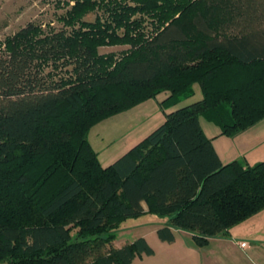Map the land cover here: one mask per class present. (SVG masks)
Here are the masks:
<instances>
[{"label": "trees", "instance_id": "16d2710c", "mask_svg": "<svg viewBox=\"0 0 264 264\" xmlns=\"http://www.w3.org/2000/svg\"><path fill=\"white\" fill-rule=\"evenodd\" d=\"M139 1L153 4L143 9L159 24L137 32L141 41L133 28L109 34L131 45L115 65L99 62L91 33L40 37L37 23L0 53V264H131L154 249L144 237L115 247L127 218H167L162 241L179 229L204 246L264 210V160L223 163L200 121L234 136L264 120V0ZM92 3L77 0L68 16ZM134 10L107 11L128 29ZM43 58H65L75 74L51 79ZM194 84L201 99L101 164L88 138L95 124L164 91L162 107L177 105Z\"/></svg>", "mask_w": 264, "mask_h": 264}, {"label": "rangeland", "instance_id": "374dc122", "mask_svg": "<svg viewBox=\"0 0 264 264\" xmlns=\"http://www.w3.org/2000/svg\"><path fill=\"white\" fill-rule=\"evenodd\" d=\"M77 0H0V53L10 51L14 40L20 30L29 23L40 24L33 35L44 37L54 32L65 29L75 35L91 33L88 35L89 42L96 47L99 62L106 66L114 65L124 55L130 52L129 39L118 42L112 41L110 35L123 37L129 29L132 39L141 41L139 33L150 36L157 24L158 17L155 10H144L153 4L139 0H93L91 9L81 17L68 16L69 11L75 6ZM162 6V2H156ZM124 6L137 9L132 12L128 22L133 27L126 29L125 24H117L116 18L110 16L108 8L121 11ZM163 9V8H162ZM117 11V12H118ZM101 24L99 28L97 24ZM100 30H103L102 34ZM138 32V33H137ZM98 34V36H97ZM114 38V37H111ZM120 41V40H119ZM65 58L56 61L43 58L40 66L43 72L51 79H66L75 74L73 65L68 64ZM195 94L189 98H183L177 105L163 108L161 102L167 97V92L158 94L155 98L145 100L138 105L115 114L97 124L89 131V141L98 153V158L103 166H108L125 154L130 148L142 141L148 134L163 124L166 120V112L180 106L192 103L202 98V91L198 84H194ZM201 124L207 127L212 125L204 116L200 117ZM214 127V126H213ZM209 132V131H207ZM212 133V131H211ZM163 218L154 214H145L136 218H127L116 231L114 239L115 247L120 248L134 242L139 237H144L154 249V254L149 256H137L131 264H168L166 251L173 247L170 243L162 241L157 234V226ZM162 226V225H161ZM170 258H172L170 256Z\"/></svg>", "mask_w": 264, "mask_h": 264}, {"label": "crops", "instance_id": "0c3cea01", "mask_svg": "<svg viewBox=\"0 0 264 264\" xmlns=\"http://www.w3.org/2000/svg\"><path fill=\"white\" fill-rule=\"evenodd\" d=\"M211 124L201 125L223 163L241 159L254 165L264 160V120L234 136L221 134V128ZM166 223L163 218L157 229ZM174 233L175 240L168 242L173 246L170 255L165 252L168 264H264V210L233 226L228 236L213 237L204 246L195 243L192 232L174 229Z\"/></svg>", "mask_w": 264, "mask_h": 264}]
</instances>
